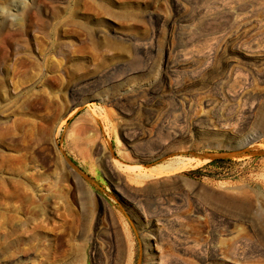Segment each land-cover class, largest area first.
Returning <instances> with one entry per match:
<instances>
[{
	"label": "rangeland",
	"instance_id": "374dc122",
	"mask_svg": "<svg viewBox=\"0 0 264 264\" xmlns=\"http://www.w3.org/2000/svg\"><path fill=\"white\" fill-rule=\"evenodd\" d=\"M0 264H264V0H0Z\"/></svg>",
	"mask_w": 264,
	"mask_h": 264
},
{
	"label": "trees",
	"instance_id": "16d2710c",
	"mask_svg": "<svg viewBox=\"0 0 264 264\" xmlns=\"http://www.w3.org/2000/svg\"><path fill=\"white\" fill-rule=\"evenodd\" d=\"M223 160H217V159H215V160H213L212 162H210V164H208V165H213V164H215V163H221Z\"/></svg>",
	"mask_w": 264,
	"mask_h": 264
},
{
	"label": "bare ground",
	"instance_id": "6f19581e",
	"mask_svg": "<svg viewBox=\"0 0 264 264\" xmlns=\"http://www.w3.org/2000/svg\"><path fill=\"white\" fill-rule=\"evenodd\" d=\"M86 107V106H85ZM83 108V107H82Z\"/></svg>",
	"mask_w": 264,
	"mask_h": 264
}]
</instances>
